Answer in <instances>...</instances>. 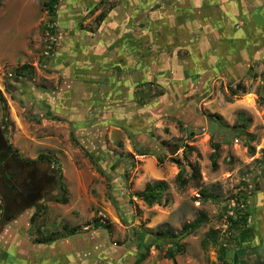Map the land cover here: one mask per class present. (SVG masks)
Masks as SVG:
<instances>
[{
  "label": "rangeland",
  "instance_id": "1",
  "mask_svg": "<svg viewBox=\"0 0 264 264\" xmlns=\"http://www.w3.org/2000/svg\"><path fill=\"white\" fill-rule=\"evenodd\" d=\"M14 1L0 0V45L9 42V52L0 53V132L22 158L49 160L56 168L57 186L41 202L32 239L76 230L89 247L88 264H264V58L246 60L232 78L217 74L210 82L169 61L165 70L137 69L131 83L135 72L129 68L91 64L86 71L88 54L80 53L77 60L85 61L68 77L56 64L72 55L41 52L43 25L52 18L43 6L47 0H25L35 9L30 14ZM83 2L73 1L76 16ZM108 7L84 11L81 28L94 30L93 17ZM36 20L37 27L23 33L21 26ZM176 52L168 57L182 60ZM23 65L30 69L16 75ZM155 73L165 74L163 82L147 78ZM117 75L116 82L107 80ZM51 90H58L56 103L49 101ZM180 168L182 188L175 180ZM154 181L166 188L160 203L148 205L134 193ZM7 206L30 222L37 204L16 211L20 205L10 197ZM2 207L0 197V223ZM245 209L249 224L231 228L227 216ZM198 217L203 222L184 235L183 250L165 241L161 233L178 234ZM95 218L107 229L96 228ZM151 243L158 245L152 252L144 248ZM171 249L173 258L166 254Z\"/></svg>",
  "mask_w": 264,
  "mask_h": 264
},
{
  "label": "crops",
  "instance_id": "2",
  "mask_svg": "<svg viewBox=\"0 0 264 264\" xmlns=\"http://www.w3.org/2000/svg\"><path fill=\"white\" fill-rule=\"evenodd\" d=\"M73 1L79 0H58L53 16L58 31L55 53L73 57L59 58L56 64L68 77L76 76L79 63L85 61L77 60L80 53L88 54L87 67L103 65L117 71L129 68L135 72L143 67L165 70L173 61L183 71L191 69V78L209 79L208 82L217 74L232 78L246 60L264 58V0H115V4L106 2L112 0H85L77 16ZM24 2L15 0L13 6L20 3L26 14L35 11ZM102 4L109 6L105 18L94 30L82 29L84 11ZM30 27L35 29L37 20L32 26H21V30L27 33ZM177 50L182 60L168 57L176 56ZM4 52H9V42H1L0 53ZM154 75L147 78L163 82L165 74ZM132 78L134 83L136 72ZM118 79L119 76L107 78L110 83ZM48 95L51 103L59 100L58 90ZM3 217L0 264H88L90 251L84 235L36 242L30 232L31 221L15 215ZM149 244L151 252L157 249L156 243ZM107 246L119 251V247Z\"/></svg>",
  "mask_w": 264,
  "mask_h": 264
},
{
  "label": "flooded vegetation",
  "instance_id": "3",
  "mask_svg": "<svg viewBox=\"0 0 264 264\" xmlns=\"http://www.w3.org/2000/svg\"><path fill=\"white\" fill-rule=\"evenodd\" d=\"M0 132V197L2 212L10 213L7 201L12 198L16 211H25L36 205L30 221L41 211V202L52 197L56 188V168L49 160H27L18 155ZM21 202H24L23 206ZM13 209V208H10ZM7 213H10L7 215Z\"/></svg>",
  "mask_w": 264,
  "mask_h": 264
},
{
  "label": "trees",
  "instance_id": "4",
  "mask_svg": "<svg viewBox=\"0 0 264 264\" xmlns=\"http://www.w3.org/2000/svg\"><path fill=\"white\" fill-rule=\"evenodd\" d=\"M58 0H47L45 2H43V6L45 8V10H47V12L49 14H51V19H53L54 16V12H55V5L57 4ZM106 16V11L101 10L96 17L94 18V21L96 22L97 26L100 24V22L105 18ZM29 68V65H23L22 67L18 68L16 71V75H22L25 76V69ZM29 76L31 75V72H26ZM244 92V91H243ZM232 94H236V92H233ZM0 103L2 104L3 108L5 107V101H4V97L2 96L1 92H0ZM209 116H216V117H220V115L218 114H210ZM218 152V145L215 144L214 145V153H213V157L216 156ZM139 154H144V153H139ZM41 157H43V155H40ZM46 156H44L45 158ZM214 160V158H213ZM160 161V160H159ZM192 172H191V178H193L194 180H198L199 178V170L197 168L196 165H192ZM175 180L177 182V186L179 188L184 187L186 180L183 177V169L180 168ZM166 188L165 182L163 181H154L152 183H147L145 185V187L143 188V190L141 191H136L134 193V195L143 200L144 202H146L148 205H152L153 203H160V198L159 195L163 192V190ZM61 192L66 193V189L63 185H61ZM59 202H64L65 201V197H62L61 199H57ZM168 197H165L164 202H168ZM229 221H230V226L233 229H237L238 231H242L244 228H246V226L249 224V217H250V211L249 210H244L242 213L237 214L235 217L232 216H227ZM203 222V218L202 217H198L195 220H193L190 223H187L183 226L182 228V232L178 233V234H170L168 231H164L163 233H161L163 235V237H166L167 242L170 243V245H173L174 249H176L177 251H181L183 250V246L180 243V241L182 240V238L184 237V235H187L188 233L194 231L195 229H197L201 223ZM94 226L97 227H101L104 229H107L106 225L103 224L100 219L95 218L94 219ZM66 232L65 233H61L59 235L56 236H52V237H44V238H37L35 239L36 242H43V243H48L51 242L53 240L62 238V237H66V236H71L76 234V230L73 229H69L66 227ZM146 249H148L147 246H145ZM168 255L169 258H173L174 255V251L173 249H171L168 253H166ZM145 257V253H141L140 257L138 260H141ZM220 258L222 259L223 256L221 255ZM138 262V261H137Z\"/></svg>",
  "mask_w": 264,
  "mask_h": 264
},
{
  "label": "built area",
  "instance_id": "5",
  "mask_svg": "<svg viewBox=\"0 0 264 264\" xmlns=\"http://www.w3.org/2000/svg\"><path fill=\"white\" fill-rule=\"evenodd\" d=\"M44 29L42 33L41 46H42V54L49 55L51 50L54 49L57 41V23L55 20L47 19L44 23Z\"/></svg>",
  "mask_w": 264,
  "mask_h": 264
},
{
  "label": "water",
  "instance_id": "6",
  "mask_svg": "<svg viewBox=\"0 0 264 264\" xmlns=\"http://www.w3.org/2000/svg\"><path fill=\"white\" fill-rule=\"evenodd\" d=\"M172 147L174 148L175 146H168V148H169L170 150H171Z\"/></svg>",
  "mask_w": 264,
  "mask_h": 264
}]
</instances>
